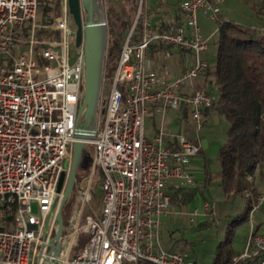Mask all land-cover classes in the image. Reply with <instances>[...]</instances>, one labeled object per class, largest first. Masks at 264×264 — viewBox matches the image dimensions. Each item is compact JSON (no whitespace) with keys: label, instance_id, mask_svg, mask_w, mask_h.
Masks as SVG:
<instances>
[{"label":"built area","instance_id":"built-area-1","mask_svg":"<svg viewBox=\"0 0 264 264\" xmlns=\"http://www.w3.org/2000/svg\"><path fill=\"white\" fill-rule=\"evenodd\" d=\"M56 1L53 19L44 21L40 0H0V264L43 260L57 227L58 181L69 172L77 139L85 63L69 0ZM223 1L180 0V15L152 18L149 0H137L116 67L112 73L104 67L96 132L87 140L100 207L70 216L56 264H196L187 243L164 240L163 226L175 204L189 197L196 180L189 164L201 145L168 130L166 115L187 109L194 128L205 127L204 111L217 95L197 87L213 36L201 33L198 14L217 19ZM155 109L161 120L147 129ZM79 191L86 205L91 181ZM263 204L264 190L251 212ZM215 208L205 200L190 214L213 217ZM247 256L264 264V233L254 228L232 264Z\"/></svg>","mask_w":264,"mask_h":264},{"label":"trees","instance_id":"trees-1","mask_svg":"<svg viewBox=\"0 0 264 264\" xmlns=\"http://www.w3.org/2000/svg\"><path fill=\"white\" fill-rule=\"evenodd\" d=\"M40 1L43 4V20L48 21L49 18L52 20L57 1ZM259 10L264 12L263 8ZM83 15L85 16V11ZM111 47H108L105 59V68L108 69L116 66L121 48L120 39L115 37ZM109 60H112L110 65ZM207 60L203 84L199 83L197 87L214 91L217 98L204 111L205 125L212 113L224 116L229 121L226 138L219 149L220 175L227 191L239 190L247 184L245 178L248 174H253L258 167L264 166V26L220 19L216 56L213 62L208 58ZM82 87L84 90V81ZM82 100L83 96L81 102ZM93 181L91 192L97 202L100 197L95 189L100 183L99 176L96 175ZM78 184L77 179L75 184L77 188ZM197 191L199 187L194 188L191 196L193 197ZM91 211L94 210L87 212ZM247 215L243 213L236 216L232 223L247 218ZM67 224L65 220V225ZM206 225L208 223H205ZM229 243L230 236L219 243L214 264L233 263ZM139 264L153 263L141 261Z\"/></svg>","mask_w":264,"mask_h":264},{"label":"rangeland","instance_id":"rangeland-1","mask_svg":"<svg viewBox=\"0 0 264 264\" xmlns=\"http://www.w3.org/2000/svg\"><path fill=\"white\" fill-rule=\"evenodd\" d=\"M103 1L109 26L108 47L112 48L111 43L115 37L119 36L120 42L122 43L129 30L130 25H132L139 5L137 3V0ZM259 8H263L264 10V0H224L221 4L219 18L222 20H234L240 24L245 25L263 26L264 13L259 12ZM38 14L39 18L43 17L44 11L42 5L39 7ZM220 19H214L203 11H200L198 14V24L200 26L201 33L205 37L213 35L210 38L208 49L203 53V55L207 57L210 62H213L216 56V39L219 33ZM113 53H116V51H113ZM70 57L71 61L76 58V47L74 46L70 50ZM110 62H112V60H109V63ZM115 67L116 66L114 65L110 69V73L114 71ZM215 117L216 116L211 117V121L213 122V124H215V126L211 129L208 128L206 130H202L200 133L201 139L203 138L204 140L208 141V144L210 142L211 153H216L220 144L225 140L226 129L229 125V121L224 116L218 115L220 120ZM86 149L91 150L93 153V146L91 144H87ZM91 161L92 158H90L89 160L90 165ZM210 162L214 165H218L219 161L217 160L216 155L210 156ZM89 172L90 166H80L78 168V188L76 186L74 187L65 204L64 214L66 223H68L70 216H74L80 208H83V210L87 212L88 210H96L100 207V199L96 202L93 196L91 200L86 203V205H83L82 202L78 199V196L80 195V184L84 186L91 181V190L93 189L92 185L94 182V178H90L91 173L89 174ZM212 173L213 176L209 181H207L206 183L202 181L200 183L201 191L197 194L196 200H209L216 203L217 205V201L223 200L226 197L228 191L225 189L223 178L215 171H212ZM95 190L98 197H100L102 192L101 188L97 186ZM236 195L238 197L241 196L238 192L236 193ZM182 202L180 203L182 204ZM34 208L36 209L35 204ZM189 216L190 215L188 213L180 210L175 211L171 216L168 215L165 218L166 227L164 230V234L167 236L170 231H174L177 236H186L189 241H194V249L200 263L213 264V254L215 246L219 242V240L224 238V236L220 235V229L222 225H220L219 227L216 225H210L200 230H194L192 228V223L189 221ZM217 219L218 217H216V220ZM85 237H87L86 233H84L80 238V243L74 247L75 251L79 250L84 245ZM35 262L36 264H48L47 261H43L40 258L36 259ZM238 264L249 263L240 262Z\"/></svg>","mask_w":264,"mask_h":264},{"label":"crops","instance_id":"crops-1","mask_svg":"<svg viewBox=\"0 0 264 264\" xmlns=\"http://www.w3.org/2000/svg\"><path fill=\"white\" fill-rule=\"evenodd\" d=\"M148 9L149 14L152 18L165 17L166 15L170 14H181L180 0H149ZM174 65L175 68L173 69V71L178 72L181 69L180 63L174 62ZM203 81L204 74L197 79V85L199 83L203 84ZM212 116H216L217 119L220 120L218 114L212 113L210 118L207 120L203 130H206L208 128L211 129L215 126V124H213V122L211 121ZM160 120L161 114L155 109L154 114L146 120L147 129L156 128L159 125ZM166 128L172 132H186L190 138L201 145V152L197 156H195L189 164L190 169L196 175L195 184L192 185L188 190L189 197L184 199L182 204H175L174 208L170 212L171 214L169 215L171 216L175 211L178 210L188 213L190 215L189 221L192 223V228L194 230H200L210 225H216L218 227L222 225L220 229V235L224 236V238L219 240V242L215 246L213 254V264L219 243L225 241L229 236V247L232 248L233 255L232 260L233 262H236L235 258L243 253L246 248L247 238L251 229L254 228L256 231L264 233V204L251 212L255 197L259 192L264 190V166L262 168L258 167L253 174H248L246 176L245 179L247 180V184L242 189L230 190L227 192L226 197L223 200L217 201L218 203L216 205L215 214L213 215V217H209V215L205 213H200L198 215L192 216L190 214V211L195 207H200L203 201H205L196 200L197 194L201 191L200 183L202 181L204 183L209 181L213 176L212 171H215L219 175L221 174V164L219 159V149L221 144L218 147L216 153H211L210 142L208 144V141L204 140L203 138L201 139L200 133L202 130L197 131L194 128L192 119L187 109H185L184 111L169 109L166 115ZM212 155H216L217 160L219 161L218 165H214L210 162V156ZM196 187H199V191H197V193L192 197L191 193ZM237 192L241 195L240 197L237 196L238 194L236 195ZM243 213L248 214L247 218L233 224L232 222L234 221L236 216ZM216 217H218L217 220ZM165 222L166 220H164L163 226L164 240L169 244L175 242L187 243L190 247V251L196 261V264H201L194 249V241H189L184 235L177 236L174 231H170L166 236L164 234V230L166 227ZM205 223H208V225L205 226ZM229 229L232 231H229ZM240 262H247L249 264H262L259 258L256 256L242 257L237 261L236 264Z\"/></svg>","mask_w":264,"mask_h":264},{"label":"water","instance_id":"water-1","mask_svg":"<svg viewBox=\"0 0 264 264\" xmlns=\"http://www.w3.org/2000/svg\"><path fill=\"white\" fill-rule=\"evenodd\" d=\"M70 12L77 26V46L82 47L85 70L83 100L78 110L76 136L69 172H63L59 178L58 195L52 210H56L57 227L48 243L43 261L56 264L61 252V239L65 229V204L71 195L76 181L77 171L84 164V158L90 155L86 149L87 140L96 132L99 112L106 53L109 43V26L103 0H69ZM85 11V16L83 12Z\"/></svg>","mask_w":264,"mask_h":264},{"label":"flooded vegetation","instance_id":"flooded-vegetation-1","mask_svg":"<svg viewBox=\"0 0 264 264\" xmlns=\"http://www.w3.org/2000/svg\"><path fill=\"white\" fill-rule=\"evenodd\" d=\"M117 38H118V40L120 39V37L119 36H117ZM89 150V149H88ZM89 152H90V155H88V156H86L85 158H84V161H83V163L84 164H87V163H89V160H90V158H92V151L91 150H89ZM82 167V166H81Z\"/></svg>","mask_w":264,"mask_h":264}]
</instances>
